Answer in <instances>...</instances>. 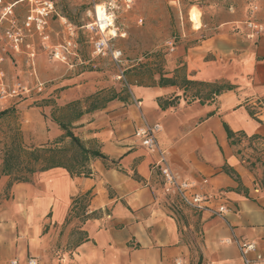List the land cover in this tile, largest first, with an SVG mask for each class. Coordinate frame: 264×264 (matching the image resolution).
Here are the masks:
<instances>
[{"label":"crops","instance_id":"0c3cea01","mask_svg":"<svg viewBox=\"0 0 264 264\" xmlns=\"http://www.w3.org/2000/svg\"><path fill=\"white\" fill-rule=\"evenodd\" d=\"M252 12L248 4L206 6L194 33L207 34L188 46L183 35L159 65L128 67V86L113 73L69 70L39 53L43 92L0 111H21L30 150L69 142L59 117L106 158L91 159L80 176L54 167L14 183L0 204V264H243L235 240L254 242L264 264V10L257 21ZM250 19L263 31L252 33ZM140 114L161 126L156 139L170 169L224 202V219L164 194L157 153L134 136ZM84 195L82 221L74 201Z\"/></svg>","mask_w":264,"mask_h":264},{"label":"built area","instance_id":"2783aa9c","mask_svg":"<svg viewBox=\"0 0 264 264\" xmlns=\"http://www.w3.org/2000/svg\"><path fill=\"white\" fill-rule=\"evenodd\" d=\"M22 2H29L30 9L19 21L14 16V7ZM92 2V9L87 11L90 22L81 27L91 35V60L95 58L108 59L117 69L114 79L128 86L123 53L114 45V41L122 36L115 26V13L119 8L129 10L133 0H120V7L113 5L112 0L107 3H96L95 0ZM98 4L103 6V13L106 16L98 14ZM256 9L257 7H254L253 12ZM54 16L59 19L62 27V39L56 44L51 40V20ZM3 23H5L2 32L4 45L0 47V110L16 108L32 93L40 94L43 92L45 83L38 78L35 65L39 53H44L50 62L66 65L69 70L74 69L75 66L86 64L79 55V28L68 22L66 18L59 16L52 0H15L12 3L0 0V25ZM246 25L252 33L263 31L262 26L252 19ZM111 28L115 30L118 37L110 32L109 29ZM168 46L172 52L173 43L168 42ZM17 56L25 58L30 80L8 79L4 68L5 63L7 60H15ZM134 102L139 109L140 101L135 100ZM259 108L264 109V104H260ZM140 118L142 125L136 129L134 136L139 139L141 146L157 153L154 166L162 178L164 194L177 197L180 203L187 208L224 219L228 212L226 204L224 202L214 203L211 196L195 192L193 183L180 179L170 169L166 153L158 147L156 134L161 130V126L158 123L149 124L142 114H140ZM234 242L243 264H261L262 258L257 253L254 242L245 240H235ZM9 264H18V262L12 260ZM26 264H37V261L34 258H29Z\"/></svg>","mask_w":264,"mask_h":264},{"label":"rangeland","instance_id":"374dc122","mask_svg":"<svg viewBox=\"0 0 264 264\" xmlns=\"http://www.w3.org/2000/svg\"><path fill=\"white\" fill-rule=\"evenodd\" d=\"M13 1L15 0H5L7 3H12ZM53 1L59 16L66 18L68 22L79 28V55L86 62V64L80 66H85L90 71L116 74V67L108 59L95 58L91 60V35L81 27L90 22L87 11L93 7L92 0ZM108 1L111 0H95L96 3H107ZM112 1L113 5L120 7V0ZM228 2L234 6L248 4L250 11H254V7H257V10L254 12L255 21H257L255 13L258 11L257 14H259L260 9L262 11L264 10V0H133L129 10L126 11L119 8L115 13V26L118 28V33H121L122 36L118 37L115 30L113 35L118 37L114 41V45L121 49L123 53L125 72L128 67L133 65H135L134 69L137 67L143 68V66H146L153 59H156V65L161 64L160 58L172 53L168 42H172L173 47L176 48L180 43H183L181 39L183 35L190 39L186 46L193 41L200 40L203 35H206L207 32H203L201 35L194 33L195 29H193L188 17V11L191 7H194L202 14V10L206 6L222 5ZM100 6L98 4L97 9ZM29 9V2L17 4L14 7L15 18L21 21ZM262 20L264 22V15ZM4 27L5 23L0 25V47L4 45L2 38ZM51 31L52 42L54 44L59 43L62 39V27L59 19L55 16L51 20ZM196 35L197 37L193 39L192 37ZM42 57L44 55L37 57L35 60L36 70ZM41 62L44 61L42 60ZM4 68L8 79L18 78L23 81L30 80L27 74L28 67L26 60L23 56H17L15 60L6 61ZM126 81H128L127 77ZM120 83L123 84L122 82ZM106 96L107 94L103 92L97 97L102 99ZM14 110L15 113L13 114L10 113L0 116V183L5 181L4 186L0 190V204L4 200H11L10 188L16 182L14 175L7 176L1 174L4 153L12 140L22 147H27L28 144V142L24 141L22 132L20 131L22 113L20 110ZM58 115L61 116V112ZM67 145L68 142L61 144L60 147Z\"/></svg>","mask_w":264,"mask_h":264},{"label":"trees","instance_id":"16d2710c","mask_svg":"<svg viewBox=\"0 0 264 264\" xmlns=\"http://www.w3.org/2000/svg\"><path fill=\"white\" fill-rule=\"evenodd\" d=\"M161 80H164V82H171V80L168 79ZM77 105L78 102H75L72 108L75 112L72 118L75 119L82 115V113L76 112L75 107ZM94 109L95 104L92 105V110ZM7 112L8 110L0 112V116H4ZM53 119L58 124L59 128L64 131L63 138L69 139L68 145L60 148L30 150L12 140L3 156L1 167L2 175H14L15 183H26L29 182V177L35 172H43L54 167H64L71 176H80L81 174L87 173L88 169H86V164H88L91 159L106 158L100 151L87 149L81 140L71 131L70 122H63L59 117H54ZM224 127L228 135L231 134L227 126L224 125ZM74 202L77 206V216H81L82 221H85L87 218L85 212L88 205V195L79 197Z\"/></svg>","mask_w":264,"mask_h":264},{"label":"bare ground","instance_id":"6f19581e","mask_svg":"<svg viewBox=\"0 0 264 264\" xmlns=\"http://www.w3.org/2000/svg\"><path fill=\"white\" fill-rule=\"evenodd\" d=\"M97 12L99 15L106 16V14L103 13L102 5L97 9ZM188 17H189V21L192 23L193 29L199 30L201 28V13L198 10H196L194 7H191L188 11ZM109 30L112 34H114V30L112 28Z\"/></svg>","mask_w":264,"mask_h":264}]
</instances>
